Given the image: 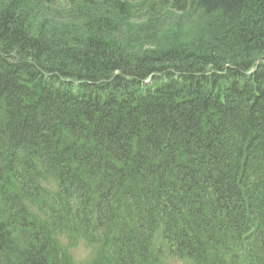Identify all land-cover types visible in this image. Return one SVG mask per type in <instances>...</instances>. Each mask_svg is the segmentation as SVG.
<instances>
[{"label":"trees","instance_id":"1","mask_svg":"<svg viewBox=\"0 0 264 264\" xmlns=\"http://www.w3.org/2000/svg\"><path fill=\"white\" fill-rule=\"evenodd\" d=\"M38 1L86 33L33 30L36 0H0V264H73L60 233L93 264H163L158 227L190 264H264V0H142L218 30L140 56L106 37L128 0Z\"/></svg>","mask_w":264,"mask_h":264},{"label":"rangeland","instance_id":"2","mask_svg":"<svg viewBox=\"0 0 264 264\" xmlns=\"http://www.w3.org/2000/svg\"><path fill=\"white\" fill-rule=\"evenodd\" d=\"M36 1L33 2L35 4L34 9H30L28 12L29 15L35 16L32 21H29L33 30L40 31L42 29L40 24H46L43 27L45 32L49 33L48 29H55L56 33L49 34L57 35V38L61 40L66 38L67 42L70 43L80 42L86 33V27L84 19L77 15L72 7L63 2L51 5L50 3ZM128 22L120 23L117 29L111 31L115 34V37L108 39L112 41L116 36L126 34L123 40L118 43L125 46V50L133 53L138 52L136 54L140 55L152 53V51H148L149 48L158 51V48L166 50L178 48L179 46H192V41L195 38L204 39L205 36H213L218 30L216 22L208 15L192 14L171 7L165 8L161 13L154 16L132 15ZM141 26L145 27L139 29ZM131 33L139 34L141 37L145 35L139 45L131 40ZM42 185L48 192H54L57 188L51 177H47ZM112 205L113 207L116 206ZM156 231L153 237V245L156 250L159 249L161 262L163 264H189V260L175 255L172 250H168L169 245L161 238V227H158ZM56 239L67 248L73 264H93L96 260V247L87 239L75 237L69 240L62 233L57 234Z\"/></svg>","mask_w":264,"mask_h":264},{"label":"bare ground","instance_id":"3","mask_svg":"<svg viewBox=\"0 0 264 264\" xmlns=\"http://www.w3.org/2000/svg\"><path fill=\"white\" fill-rule=\"evenodd\" d=\"M141 1L142 0H128V1H126L127 3H126V7H125V10H124V12L122 13V12H117V14H116V17L120 20V22L122 23V22H125V23H129L128 22V20H129V18L132 16V15H141L142 17H148V15H150V16H154V15H157V14H159V10H157V14H155L154 13V15L151 13V12H148V11H143L142 12V10H141V8H143L142 6H141ZM145 2H146V4L148 5V6H150V4H152L153 6H154V8H158V0H144ZM96 2L97 3H102L103 2V0H96ZM60 4V3H59ZM186 12H189V13H192V14H196V12H194V10L192 9V7L190 6V5H185V9H184ZM145 26H141L139 29H142V28H144ZM106 31H108V30H106ZM112 34V35H111ZM126 36V34L125 35H123V36H116V38H113V40L112 41H110V45L112 46L113 44H115V43H118L119 41H122L123 40V38ZM145 36V35H144ZM143 36V37H144ZM107 38H111V37H115V34L114 33H112L111 31H109V33H107V36H106ZM143 37H141V35H139V34H132L131 33V40L134 42V43H136L137 45H139V43L142 41L141 39L143 38ZM205 40H207V39H209L210 40V38L209 37H206L205 36V38H204ZM60 42H62L61 40H60ZM124 51H126L127 52V54L129 53V54H133L134 56H140V54H136V53H138V52H130V51H127V50H125L124 48H125V46H123V47H121ZM176 49H181V47L179 46L178 48H176ZM154 50V48H152L151 50H150V48L148 49V51H152V53L153 52H156V53H162V54H166V52H172V51H174L175 50V48H169V49H166V50H164V49H159L158 48V51H153ZM151 53V52H150ZM158 74H160L158 71H153L149 76V78L150 79H152L153 77H158ZM161 77V76H160ZM69 81H71V79L69 78ZM74 83L75 84H77V83H79V80H76V81H74ZM57 84L58 85H60L61 86V88H59L60 90H62L63 88L62 87H64V84H63V82H60V81H58L57 82ZM52 86H54V84H52ZM64 90L65 91H67L68 90V88H64ZM223 254H227V253H223ZM228 256H229V254L228 255H224V257L225 258H228ZM227 262H229V261H227ZM224 264H228V263H224Z\"/></svg>","mask_w":264,"mask_h":264}]
</instances>
